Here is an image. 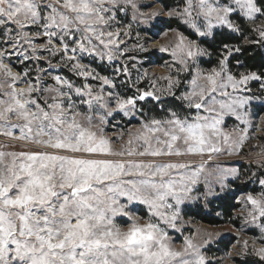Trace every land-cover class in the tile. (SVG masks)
Wrapping results in <instances>:
<instances>
[{
	"label": "snow or ice",
	"instance_id": "6c2138e0",
	"mask_svg": "<svg viewBox=\"0 0 264 264\" xmlns=\"http://www.w3.org/2000/svg\"><path fill=\"white\" fill-rule=\"evenodd\" d=\"M146 7L0 0V264H216L206 250L224 233L198 228L176 246L170 230L231 191L240 170L218 158L264 132L251 111L264 70L240 59L264 50V0ZM161 18L168 39L152 44ZM156 53L165 74L144 67ZM251 148L261 190L237 197V217L260 236L235 255L251 247L264 264V144Z\"/></svg>",
	"mask_w": 264,
	"mask_h": 264
},
{
	"label": "rangeland",
	"instance_id": "374dc122",
	"mask_svg": "<svg viewBox=\"0 0 264 264\" xmlns=\"http://www.w3.org/2000/svg\"><path fill=\"white\" fill-rule=\"evenodd\" d=\"M141 2L148 5V7L143 9L144 11H150L152 8H156V7L160 6L159 1H157L156 3H153L152 0H141ZM162 20H163V18H161V21ZM161 21H160V23L162 24ZM259 22L260 21L258 20L257 23H259ZM165 29L166 28H164V26L162 24V27L160 29L161 34L155 36L150 41V43H152V44L164 43L168 39L162 35V32ZM149 59H150V63L145 64L144 67L148 68V70L150 72H155L158 75L165 74L166 69L161 67V65L164 63L165 60L170 59L166 54L156 53L152 57H150ZM207 59H209V58H204L203 60H207ZM201 66L204 68H211L212 67V66L206 67L203 64ZM108 71H110V69ZM142 86H146V85H142ZM251 88H252L253 93L259 94L258 83L256 85H253V83H252ZM251 111L253 113L254 125H259L260 128H264V102L258 101V100H253L252 105H251ZM118 120H119V118H117V121ZM113 123H116V121H114ZM120 123L122 124L123 122H120ZM133 123H135V122H133ZM236 123L237 122L235 121L234 118L227 119L225 129L230 131ZM252 133H254L257 138L250 139L248 142H246L245 145L243 146V150L240 152L239 155H234L232 157H220V158H218L219 161L223 162L221 164V166L236 167L240 170L241 184L245 183V182L249 183V186H248L249 190L238 193L236 195V201H237V197H239V196H241V195H243L249 191L258 192L261 190L259 187V184H258V178L259 177H253V178L249 179L250 177H252V173L257 171V168H256L255 164L252 163L250 157H254L255 153L258 151V149H252L251 145L264 144V139H260V137L264 136V132H261L257 127L254 126L252 128ZM108 134L109 135L112 134V128L111 127L108 129ZM211 166L215 167L216 165L213 164ZM232 181H236V180L230 181V189H231L230 192H232V190H233V187L231 186ZM226 193H228V191L223 193L221 196H223ZM193 206H195V205H193ZM193 206H191V207H193ZM205 210L206 211H212V206L210 205V207L208 209H205ZM132 211L136 215H140V216L146 218L147 210L143 206H139L138 208H133ZM240 211H241V206L238 203V207L234 210V214L237 218L238 225H234L232 223H227V222L216 224V225H211V224L204 223L200 220L194 219L192 216L188 215V213H187L188 210H186L185 215H184V219H185V221L190 220V223H185V225L183 227V234H181L180 232H175V231L170 230V235H172L174 237L175 245L179 246V244L182 242L184 236L190 235L191 233L195 232L198 228L204 229L207 231H211L213 233L221 232V233H224V235L216 238L215 242L212 243V245L210 247H208L206 250V254L210 258H214V260L216 261V264H261L259 258L252 253L251 247L249 248V252L247 255H243V256H236L235 255L237 252L241 251V244L245 239H248L249 241H251L254 237L258 238L260 236L259 229L255 228L254 226H246L243 230H241L244 222H243L242 218L237 217V213H239ZM217 213H218V211H216L215 214L217 215ZM117 222L120 223L121 225H125V220H123V219L118 220ZM238 230H240V231H238ZM222 240H231L230 241L231 243L227 247L224 248L218 244ZM238 241L240 243H238ZM256 246L257 247L260 246L259 241L257 242ZM229 252L233 253L234 258L230 259L227 256V253H229Z\"/></svg>",
	"mask_w": 264,
	"mask_h": 264
},
{
	"label": "trees",
	"instance_id": "16d2710c",
	"mask_svg": "<svg viewBox=\"0 0 264 264\" xmlns=\"http://www.w3.org/2000/svg\"><path fill=\"white\" fill-rule=\"evenodd\" d=\"M161 2V0H157ZM163 3L171 5L172 0H162ZM164 28H167L168 23L161 21ZM172 26H175V22H172ZM242 39V38H241ZM249 57H251L249 59ZM241 60L246 61V66L251 67L252 70H264V50H260L258 48L249 47L247 52L240 57ZM216 63V56L213 55L207 60H203L202 64L206 67H211ZM257 83H253L256 85ZM231 186L233 187L232 192H228L221 196L219 199L213 200L212 203V211H206L203 208H197L196 206L188 209V215L192 216L196 220H200L204 223L216 225L220 223H232L234 225H238L237 218L234 214V210L238 207V203L236 201V195L240 192L247 191L249 183L245 182L241 184L240 179L231 182ZM216 211L220 213V215H216ZM231 240H222L218 244L221 247H227L231 242Z\"/></svg>",
	"mask_w": 264,
	"mask_h": 264
}]
</instances>
